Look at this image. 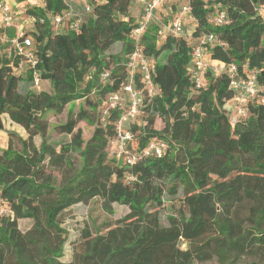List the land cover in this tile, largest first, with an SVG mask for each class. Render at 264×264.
Segmentation results:
<instances>
[{
	"label": "trees",
	"instance_id": "trees-1",
	"mask_svg": "<svg viewBox=\"0 0 264 264\" xmlns=\"http://www.w3.org/2000/svg\"><path fill=\"white\" fill-rule=\"evenodd\" d=\"M132 1L92 0L78 29L66 32H55L50 23L52 14L67 7L64 0L28 8L35 17L28 33L37 69L49 81V91L33 90L30 69L17 75L16 59L0 49V132L8 136L7 147H0V204L12 213L0 216V264H191L213 258L241 264L242 256L256 258L249 264H264V21L255 11L264 0H188L196 21L189 36H159L149 23L138 43L129 36L137 26L129 14ZM214 9L224 10L228 22L211 23ZM209 31L224 43L208 47L210 59L236 65L243 76L256 73L258 93L245 101V117L235 115L234 105L227 107L236 95L226 71H205L200 87L191 78L193 41ZM116 43L121 54H108ZM136 47L149 61L154 91L148 94L136 67L131 84L138 113L125 129L132 132L134 150L153 141L165 142L166 148L161 157L127 165L109 157L107 149L127 98L103 120L100 113L105 96L129 82L128 62ZM102 71L109 77L100 84ZM79 99L92 112L67 110L66 120L53 130L69 138L51 142L46 112L61 113ZM4 114L24 129V138L4 129ZM81 121L92 126L86 140L77 126ZM73 152L79 154L77 165ZM178 192L176 205L171 198ZM165 194L171 211L163 223ZM94 199L107 213L114 203L127 213L105 223L104 231L83 227L80 250L72 261H62L67 232L60 215ZM20 220L29 222L24 231Z\"/></svg>",
	"mask_w": 264,
	"mask_h": 264
},
{
	"label": "built area",
	"instance_id": "built-area-1",
	"mask_svg": "<svg viewBox=\"0 0 264 264\" xmlns=\"http://www.w3.org/2000/svg\"><path fill=\"white\" fill-rule=\"evenodd\" d=\"M15 3L9 4L8 0H0V49H3L6 57L15 58V73L22 75L26 69H30L32 74L31 88L40 90L42 79L37 69L38 58L35 52L34 39L28 31L20 24L16 23L19 14L24 16V20L33 23L35 17L28 14V8L32 6H44V0H39V4L28 3L23 4L20 0H14ZM66 2V0H64ZM102 1V0H94ZM141 4L142 14L137 26L132 29L129 36L138 43L141 34L147 29L152 20L154 10L157 5L164 0H133ZM79 8L67 3V7L58 13L50 16L51 27L55 32H66L76 30L83 21V14L91 11L92 0H77ZM189 3L182 6L169 23V32L173 35L183 34V25L185 19H194L190 12ZM258 15L264 18V4H258L255 7ZM209 16V21L215 25H223L228 22L227 14L224 10L215 11ZM40 23L44 22V18L37 17ZM195 20V19H194ZM158 34L163 35L162 30H158ZM217 42L219 45L224 43L217 39L213 32H201L195 39L192 47V65L190 66L191 78L196 87H200L204 72L209 70L212 74L217 75L220 71L228 73V87L232 89L236 95L234 112L236 116H246L244 103L247 100H253L257 93L256 73L249 70L245 72V76L241 75L236 65H225L220 62L219 65H210L205 56L208 47ZM148 59L141 57L136 47L129 57L128 76L129 82L118 92L109 93L104 98V106L101 109V119L103 120L109 109L124 106V100L127 98V105L122 114L115 121L116 138L108 144L109 154H112L118 161L127 165H133L140 158L146 156L161 157L166 148L165 142H150L143 151L134 150L132 146V132L125 129L126 123L134 121L138 113V93L132 88V80L134 69L138 67L142 80L147 87L148 94L153 93L154 87L150 79ZM109 77L108 71H102L99 75V83L103 84ZM261 102H264L261 99ZM11 211L0 204V216L11 215Z\"/></svg>",
	"mask_w": 264,
	"mask_h": 264
},
{
	"label": "rangeland",
	"instance_id": "rangeland-1",
	"mask_svg": "<svg viewBox=\"0 0 264 264\" xmlns=\"http://www.w3.org/2000/svg\"><path fill=\"white\" fill-rule=\"evenodd\" d=\"M8 2L10 5L15 3L14 0H8ZM31 2H33L34 4L40 3L39 0H21V3L23 4H28ZM180 2L181 4H184L186 3V0H176L177 4H180ZM133 4L134 2L132 1L130 6H133ZM214 12H215V9L209 13L210 18L212 16L211 14H213ZM159 15L163 16L161 11L159 12ZM18 16L19 17L21 16V18L16 19L17 24H20L21 26H23L27 31L28 30L31 31L34 29L33 23L24 20V16L22 15H18ZM86 16H87V13L82 15L84 19L86 18ZM164 18L165 19L163 21L166 23L169 17L165 16ZM260 18L262 19V21H264V18L262 17ZM157 33L158 31L156 32V34ZM121 48H122L121 43H116L108 49L107 53L111 55L121 54ZM42 89L47 90V91L50 90V83L48 80H42L41 85H40V90ZM262 97L264 98V94ZM90 98L93 99L94 96L91 95ZM231 104L232 103L227 105L229 109L231 107ZM79 107H84V109H86L88 112L90 113L92 112V111H89L88 106L84 104V100L82 99L76 100L73 103L68 104L61 113H54L51 111L46 112V117L49 122L48 139L51 142L61 141L65 139L67 140L69 138L64 135H60L56 133L53 130V127L56 124L63 123L66 120L67 110L76 111ZM96 113H97V110H96ZM2 119H3L5 130L15 131L16 133L21 134V137L25 136L24 132L20 130L21 129L20 126L13 124L11 120L9 119V117L7 116V114H4L2 116ZM77 126L82 128L83 130L82 137H83V140H86L92 132V126L86 121L79 122ZM154 126L158 128L161 127L162 126L161 121L159 119H156ZM40 140L41 138L39 136H36L34 139L35 145H38ZM7 145H8V136L4 132H0V147H7ZM12 145L16 149H20V144L16 138H13ZM107 149L109 151V147ZM108 156L114 158L112 154H108ZM71 159L74 165H77L80 161L79 154L76 152H73L71 154ZM53 174L56 175L55 172H53ZM180 194L181 193L178 192L172 198L168 194L164 195L165 206L164 208L160 210V213H159L160 219L163 223H166L167 216L171 211L170 200L172 199V201L175 202L177 205L178 204L177 199L179 198ZM126 213H127V208L117 203L112 204V213L105 212L99 199H94L91 202H88L87 204L73 205L70 208V210L63 212L60 215L61 226L67 232L66 233L67 240L64 244L65 246L63 249V255L60 259L65 262H69L73 260L74 252L80 250L79 243L80 241H82L80 234H81V229L83 227H88L92 233H94L95 230L104 231L105 228L103 227L105 223L113 222L114 220L119 219L120 217L124 216ZM17 225L21 231H24L27 227H29V222H27V220H20L18 221ZM254 260H256V258L252 256H242L238 259V262L241 264H249L253 262ZM191 264H220V263L217 261V259L213 258L211 260L202 261V262L193 261Z\"/></svg>",
	"mask_w": 264,
	"mask_h": 264
},
{
	"label": "crops",
	"instance_id": "crops-1",
	"mask_svg": "<svg viewBox=\"0 0 264 264\" xmlns=\"http://www.w3.org/2000/svg\"><path fill=\"white\" fill-rule=\"evenodd\" d=\"M66 2L68 4L73 5L74 7L79 8L77 0H66ZM133 2H134L133 6L129 7V14L133 18L134 22L138 23L140 21L141 14H142V6L140 3L136 2V1H133ZM31 3H33V2H31ZM186 4H188V0H186V3H184V4H181V2H180V4H177L176 0H164V1L160 2L154 10V14H153V17H152V20L150 21V23L156 25L157 30L160 29L164 33L169 32L168 26H169L170 21L176 15L177 11L183 5H186ZM160 11L162 12L163 16L159 15ZM19 15H21V14H19ZM165 16L169 17L166 23L163 21L165 19L164 18ZM17 18L20 19L21 16L20 17L18 16ZM195 26H196V21L194 19L187 17L184 21L183 34L182 35L189 36L192 33V31L194 30ZM205 58H206L207 62L212 66L220 64V62L218 60L210 59L208 54H206ZM231 103L232 104H231L230 109L233 108V105L235 104V99ZM13 124H15V123H13ZM20 128H21L20 130H22L25 134L24 129L21 126H20ZM19 135L21 136V134H19ZM25 136H26V134H25Z\"/></svg>",
	"mask_w": 264,
	"mask_h": 264
}]
</instances>
